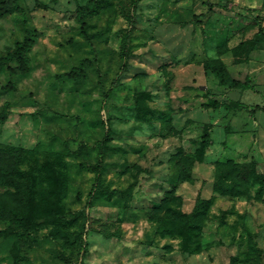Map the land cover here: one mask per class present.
Here are the masks:
<instances>
[{
    "label": "rangeland",
    "instance_id": "obj_1",
    "mask_svg": "<svg viewBox=\"0 0 264 264\" xmlns=\"http://www.w3.org/2000/svg\"><path fill=\"white\" fill-rule=\"evenodd\" d=\"M134 1L19 0L0 17V58L35 31L29 71L0 67V264H264V184L232 171L245 194L216 188L221 164L264 173V111L206 107H264V41L232 54L264 28V0ZM215 60L253 89L219 87Z\"/></svg>",
    "mask_w": 264,
    "mask_h": 264
},
{
    "label": "trees",
    "instance_id": "obj_2",
    "mask_svg": "<svg viewBox=\"0 0 264 264\" xmlns=\"http://www.w3.org/2000/svg\"><path fill=\"white\" fill-rule=\"evenodd\" d=\"M139 0H135L133 3V9L135 11L137 7V3ZM108 3V0H92V4L94 5V8H97L99 6L105 5ZM20 10L19 0H0V17H6L8 15H12ZM79 12L81 14V33L84 36V38L89 41L90 36L88 35L86 31V11L85 8L79 7ZM125 19L133 25L134 23V15L128 14L125 16ZM259 31L255 34L254 38L247 42L240 43L236 48L232 50V54L234 56H237L242 49L249 47L250 51L257 50L260 47V44L264 41V28L263 26H258ZM26 37L23 42H19L16 45V48L13 52H11L8 56L4 58H0V67H7L10 74L12 76L16 75L17 72H20L22 74H26L29 71V57L28 53L30 52L31 48L33 47L35 41L33 39L35 31L29 30L26 31ZM131 45V31L128 30L125 36V42H124V48L123 51V60L124 65L123 68L127 67V61L129 58V47ZM15 60L18 65L16 68L10 67V62L12 60ZM83 67V63L80 65V68ZM76 68L72 72L65 75V77L69 78H76L78 76V73H80L81 69ZM204 68L207 72H210L215 79L218 81V85L222 88L226 89H236L241 91L246 90H252V81L251 76L249 73H241L238 75H235L233 72H231L227 65L222 60H215V61H208L204 64ZM13 88V83H10L8 88ZM112 91V90H111ZM108 94L106 95V97ZM208 109H219L221 107H225L228 110L233 111H239V110H248L251 114H256L259 111H264V107H260L258 105L256 106H250L241 102H238L234 105H225L223 103H220L216 100H210L209 103L206 105ZM5 121V117H2L0 115V124ZM211 138L209 133H205L203 135V146L205 150L209 146ZM98 150H99V160L96 163L94 169H95V186L94 189L98 188L102 184L103 179V173L105 169V140L97 142ZM259 163L254 162L251 164H242V165H234L233 167H227V165L221 164L220 165V174L218 176L217 182H216V188L218 191H220L222 194L225 195H232V196H240L245 194V190L242 189L240 186V183L235 184V181H231L232 185H228L226 181L224 180V177L226 179L227 176L231 175L232 171L237 173V176L240 174L242 178L245 181H250L251 179H254L259 184H264V173H261L259 170ZM0 168L3 170V167L0 165ZM208 202L204 199H199L196 207L194 209V212L192 216H196L202 213V209L206 207ZM30 212L34 213L35 208L30 207ZM23 214V215H21ZM21 218L26 217L24 213H21ZM19 215V216H20ZM16 216H18L16 214Z\"/></svg>",
    "mask_w": 264,
    "mask_h": 264
},
{
    "label": "crops",
    "instance_id": "obj_3",
    "mask_svg": "<svg viewBox=\"0 0 264 264\" xmlns=\"http://www.w3.org/2000/svg\"><path fill=\"white\" fill-rule=\"evenodd\" d=\"M223 61V60H222ZM224 62V61H223ZM225 63V62H224ZM249 63V62H248ZM226 64V63H225ZM227 65V64H226ZM229 69V68H228ZM231 71V70H230ZM232 72V71H231ZM247 73H249V75L251 76V73L250 71H247ZM251 81H252V76H251ZM218 82V81H217ZM253 86V85H252ZM220 87V86H219ZM222 88V87H221ZM223 89H226V88H223Z\"/></svg>",
    "mask_w": 264,
    "mask_h": 264
}]
</instances>
